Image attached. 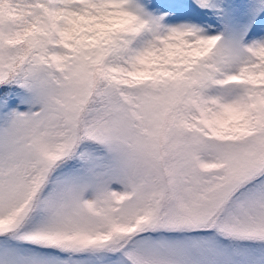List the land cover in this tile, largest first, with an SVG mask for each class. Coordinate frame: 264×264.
Here are the masks:
<instances>
[{"label":"snow or ice","instance_id":"6c2138e0","mask_svg":"<svg viewBox=\"0 0 264 264\" xmlns=\"http://www.w3.org/2000/svg\"><path fill=\"white\" fill-rule=\"evenodd\" d=\"M0 264H264V0H0Z\"/></svg>","mask_w":264,"mask_h":264}]
</instances>
